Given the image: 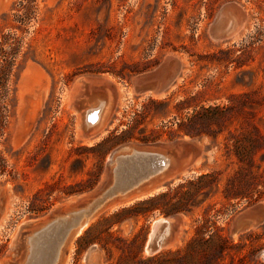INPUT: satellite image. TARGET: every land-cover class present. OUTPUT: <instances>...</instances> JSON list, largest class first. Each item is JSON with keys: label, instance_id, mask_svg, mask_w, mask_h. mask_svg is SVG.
<instances>
[{"label": "rangeland", "instance_id": "obj_1", "mask_svg": "<svg viewBox=\"0 0 264 264\" xmlns=\"http://www.w3.org/2000/svg\"><path fill=\"white\" fill-rule=\"evenodd\" d=\"M229 4L237 8L219 19ZM165 68L156 79L163 91L141 83ZM100 99L101 123L87 128L85 112ZM217 106L233 109L194 130L217 137L185 133L195 111ZM256 131L264 136V0H0V189L8 192L0 196V264H25L36 231L26 223L91 200L113 180L112 153L129 144L168 154L166 174L145 188L158 191L99 213L60 264H147L178 249L185 258L205 229L228 248L197 253L194 264H264V217L251 216L264 197L236 196L264 193V152L255 179L227 154L233 135ZM240 170L250 180L241 190L231 183ZM212 172L218 182L195 190ZM36 196L44 210L32 212ZM180 201L182 211L167 215ZM174 216L183 221L179 236L148 254L153 220Z\"/></svg>", "mask_w": 264, "mask_h": 264}, {"label": "water", "instance_id": "obj_2", "mask_svg": "<svg viewBox=\"0 0 264 264\" xmlns=\"http://www.w3.org/2000/svg\"><path fill=\"white\" fill-rule=\"evenodd\" d=\"M234 8L237 7L233 4H229L224 7L219 19L227 15L228 12ZM172 63V66L174 67L179 65L177 60H173ZM167 70L168 69L165 68L156 73L147 75L142 79L141 83L151 89V91L161 92L163 91L164 87L161 89L160 86L157 85L158 82L156 79L159 76L165 75ZM103 104L105 105V101L100 99L98 106ZM86 126L87 128L93 127L91 123H86ZM184 146L193 150L197 149L195 143ZM161 147L162 146H157L156 149ZM179 147V144L176 145L172 154H176V149ZM145 156H150L152 159L159 162V167L155 166L153 169H151L150 167L146 166H138L135 170L136 173L133 174V172L130 177L125 178L121 175L122 167H124L127 163H129L131 160H135L136 158H142ZM108 165L113 173V180L108 185H106V187L101 189L91 200L83 203L80 208L72 210L66 214L57 213L56 216L45 222H38L34 220L26 223L25 227L36 228V231H34L29 237L31 255L26 264H32L34 260L33 239H39L48 236L51 232H54L61 223L67 220H75L74 229L82 227V225H80L82 220L87 222L104 206L116 200L123 199L130 195L141 192L146 188L147 185L153 183L155 179L165 175L170 165V158L168 154H164L158 150L152 151L150 149H142L129 144L114 151L110 156ZM5 195H8V192L4 189H0V196ZM255 210V213L251 214L253 219H260V217H264V206H260ZM182 224V218L179 216H174L170 219L163 218V220L161 218H155L153 220L152 231L146 246L147 253L150 255H156L160 253L169 242L176 238L181 230ZM260 256L264 260V250L260 253Z\"/></svg>", "mask_w": 264, "mask_h": 264}, {"label": "trees", "instance_id": "obj_3", "mask_svg": "<svg viewBox=\"0 0 264 264\" xmlns=\"http://www.w3.org/2000/svg\"><path fill=\"white\" fill-rule=\"evenodd\" d=\"M247 95H234V99H239L241 101H244V98ZM232 107L228 108H220L219 106L217 107H200L198 111H195L194 115L189 118L190 123L194 126V129L187 130L185 129V133L190 135L191 137H202L203 134H211L212 136H218L220 134L219 131H212L213 133H209L210 131H194L196 130L197 123H210L214 122L220 115L218 114L215 115V113H225V111H230L232 110ZM180 127L182 128H187V125L182 124ZM257 134L252 135V134H242V135H233L232 138H234V148L233 150L228 151V156H234L238 164L241 166V169H249L250 170V178H256L258 175L254 173L253 167L256 164V156L259 154H262L264 152V136L260 134V132L256 131ZM264 155V153H263ZM256 167V166H255ZM256 168H259V170L262 167L257 166ZM243 170H240L238 172L239 176H236V178L231 180L232 185L233 183L238 182L240 184V187L238 188L241 190L242 186L241 185H249L250 180L247 178L249 177L248 174H244L242 172ZM218 172H212L208 174H203L199 176L198 178V186H195L197 184L190 183L195 186V190L199 189L200 190V184L205 181V180H213V182H218ZM96 183L90 184L87 189L91 190ZM85 191V189L80 190V191H73L70 192L69 194L72 193H81ZM189 193V192H188ZM168 193H163L160 195V197L167 196ZM237 198H247L249 202L251 203H257L261 201V199L264 197V193L261 192L258 196L254 195H248L246 197H243L240 193H236ZM157 199V197H152L146 201L145 203H151L154 202ZM38 196L35 197L34 201L32 202L30 206V211L32 212H39L44 210V203L43 201H40V203L37 201ZM184 202H179L172 211L166 212L167 215H172L175 213H179L182 211V205ZM206 233H209L208 238L205 237ZM187 248L191 249V252L188 253V256L184 258L183 256V250L178 249L176 251H167L164 253H161L157 256H154L148 260H146L147 264H194V259H195V254L197 253H205L206 251H214L218 252L221 255H224L226 252V249L228 248V239L223 236L220 232L214 231L210 232L208 229H205V231L198 230L197 231V237L193 239L187 246ZM199 250V251H198Z\"/></svg>", "mask_w": 264, "mask_h": 264}, {"label": "bare ground", "instance_id": "obj_4", "mask_svg": "<svg viewBox=\"0 0 264 264\" xmlns=\"http://www.w3.org/2000/svg\"><path fill=\"white\" fill-rule=\"evenodd\" d=\"M107 107L103 105H99L96 107H92L85 112L84 120L86 123H91L92 126H97L101 123L102 114L104 109ZM159 162L152 159L150 156L136 158L135 160H131L124 167H122L121 175L125 178H128L133 174H135V170L138 166H146L153 169V167H159ZM156 191L154 190H142L139 193L130 195L126 198L116 200L103 208H101L92 218H90L87 222L85 220L81 221L82 227L74 229L75 220L65 221L56 228L54 232H51L48 236L39 239H33V249H34V260L32 264H60L62 259L63 251L68 244V242L74 236L79 235L81 232L83 233L91 224L93 219L103 211H112L117 209L119 206L125 205L127 203H131V201L136 199H142L149 195H153ZM163 220V219H162ZM179 236V235H178ZM47 237V238H46ZM47 239V240H46ZM49 239V241H48ZM73 244V243H72ZM31 254H29L28 259ZM33 257V256H31ZM33 259V258H32ZM69 260V259H68ZM28 261V260H27ZM26 261V263H27ZM70 261V260H69ZM25 263V264H26ZM67 263V262H66ZM68 264V263H67Z\"/></svg>", "mask_w": 264, "mask_h": 264}, {"label": "flooded vegetation", "instance_id": "obj_5", "mask_svg": "<svg viewBox=\"0 0 264 264\" xmlns=\"http://www.w3.org/2000/svg\"><path fill=\"white\" fill-rule=\"evenodd\" d=\"M231 11H233V10H231ZM236 13V12H235ZM239 15V14H238Z\"/></svg>", "mask_w": 264, "mask_h": 264}]
</instances>
